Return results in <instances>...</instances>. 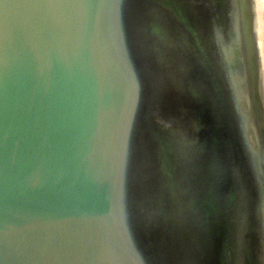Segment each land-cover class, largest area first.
Here are the masks:
<instances>
[{
  "label": "water",
  "instance_id": "water-1",
  "mask_svg": "<svg viewBox=\"0 0 264 264\" xmlns=\"http://www.w3.org/2000/svg\"><path fill=\"white\" fill-rule=\"evenodd\" d=\"M0 264H264V0H0Z\"/></svg>",
  "mask_w": 264,
  "mask_h": 264
}]
</instances>
